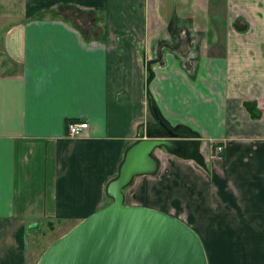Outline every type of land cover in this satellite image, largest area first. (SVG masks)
Masks as SVG:
<instances>
[{
    "label": "crops",
    "instance_id": "1",
    "mask_svg": "<svg viewBox=\"0 0 264 264\" xmlns=\"http://www.w3.org/2000/svg\"><path fill=\"white\" fill-rule=\"evenodd\" d=\"M150 104L195 155L154 148L123 204L181 220L206 264H264V0H0V264L110 202Z\"/></svg>",
    "mask_w": 264,
    "mask_h": 264
},
{
    "label": "water",
    "instance_id": "2",
    "mask_svg": "<svg viewBox=\"0 0 264 264\" xmlns=\"http://www.w3.org/2000/svg\"><path fill=\"white\" fill-rule=\"evenodd\" d=\"M151 112L157 116L155 107ZM146 136L131 144L116 175L107 183L110 202L86 216L51 242L35 264H206L197 234L178 218L158 210L122 202V189L133 176L156 169L151 152L158 146L193 157L195 141Z\"/></svg>",
    "mask_w": 264,
    "mask_h": 264
},
{
    "label": "trees",
    "instance_id": "3",
    "mask_svg": "<svg viewBox=\"0 0 264 264\" xmlns=\"http://www.w3.org/2000/svg\"><path fill=\"white\" fill-rule=\"evenodd\" d=\"M151 117H152L153 122L156 123V127H154V125L147 126V131L151 133L152 135L158 134L161 136H166V130L167 131L170 130L172 133L175 134L176 137L195 139L194 138L195 135L193 134V132L187 130L185 127H182V126L169 127L158 116H154L153 114H151ZM212 147L215 148L216 144H213Z\"/></svg>",
    "mask_w": 264,
    "mask_h": 264
},
{
    "label": "rangeland",
    "instance_id": "4",
    "mask_svg": "<svg viewBox=\"0 0 264 264\" xmlns=\"http://www.w3.org/2000/svg\"><path fill=\"white\" fill-rule=\"evenodd\" d=\"M177 138H179V137H177ZM189 140H193L194 141V139H189ZM196 141H195V144H196ZM57 226H58V224H57ZM63 229L64 228H62V227L60 228V226H58V228L55 227V230L54 231L53 230L46 229V228L45 229L42 228L41 230H39L36 233V236L35 237L37 238L38 243L39 244L41 243L44 246L42 249H45L51 242H53L56 238L59 237L58 235L61 232H63ZM28 247H31V245L28 246ZM40 251H42V250H40Z\"/></svg>",
    "mask_w": 264,
    "mask_h": 264
},
{
    "label": "built area",
    "instance_id": "5",
    "mask_svg": "<svg viewBox=\"0 0 264 264\" xmlns=\"http://www.w3.org/2000/svg\"><path fill=\"white\" fill-rule=\"evenodd\" d=\"M86 128H87V123L85 121H79V122L71 121L66 124L67 135L69 137L80 136ZM215 149L216 151H220L221 147L216 146Z\"/></svg>",
    "mask_w": 264,
    "mask_h": 264
},
{
    "label": "flooded vegetation",
    "instance_id": "6",
    "mask_svg": "<svg viewBox=\"0 0 264 264\" xmlns=\"http://www.w3.org/2000/svg\"><path fill=\"white\" fill-rule=\"evenodd\" d=\"M178 139H186V138H178Z\"/></svg>",
    "mask_w": 264,
    "mask_h": 264
}]
</instances>
